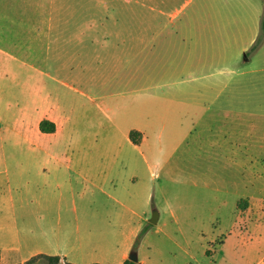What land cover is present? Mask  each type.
Wrapping results in <instances>:
<instances>
[{
  "label": "crops",
  "instance_id": "obj_1",
  "mask_svg": "<svg viewBox=\"0 0 264 264\" xmlns=\"http://www.w3.org/2000/svg\"><path fill=\"white\" fill-rule=\"evenodd\" d=\"M263 16L264 0H0V260L123 264L154 200V173L125 155L148 141L139 122L232 105L226 74Z\"/></svg>",
  "mask_w": 264,
  "mask_h": 264
},
{
  "label": "rangeland",
  "instance_id": "obj_2",
  "mask_svg": "<svg viewBox=\"0 0 264 264\" xmlns=\"http://www.w3.org/2000/svg\"><path fill=\"white\" fill-rule=\"evenodd\" d=\"M226 81L237 85L226 90L237 94L232 105H210L195 124L170 113L160 123L142 120L151 131L145 147L125 150L133 166L144 163L149 179L155 175L138 264H220L228 241L226 264L237 262V251L245 254L240 264H264V41L243 54ZM154 210L161 214L157 224L150 222Z\"/></svg>",
  "mask_w": 264,
  "mask_h": 264
},
{
  "label": "trees",
  "instance_id": "obj_3",
  "mask_svg": "<svg viewBox=\"0 0 264 264\" xmlns=\"http://www.w3.org/2000/svg\"><path fill=\"white\" fill-rule=\"evenodd\" d=\"M263 41H264V16L262 19L260 35H259L258 39L256 40L255 44L252 46V50L258 49L259 46L263 43ZM40 128L43 132L52 133V132H55L56 125H55V123H53L49 120H44L41 122ZM130 138L133 141V143L140 144L142 141L143 135L141 132H139L137 130H132L130 133ZM141 234H140V236H141ZM140 236H139V238H140ZM139 238H138V240H139ZM138 240H137V243H138ZM137 243L135 244L134 250H136V248H137ZM42 259H45L46 261H48L49 264H62L63 257L59 256V255L38 254V255L31 257L25 263H17V264H36L38 262V260H42ZM0 264H4V263H2L0 261ZM67 264H74V263L67 262ZM91 264H101V263L96 262V263H91ZM123 264H138V263H136V262H134L128 258L127 260H125V262Z\"/></svg>",
  "mask_w": 264,
  "mask_h": 264
},
{
  "label": "water",
  "instance_id": "obj_4",
  "mask_svg": "<svg viewBox=\"0 0 264 264\" xmlns=\"http://www.w3.org/2000/svg\"><path fill=\"white\" fill-rule=\"evenodd\" d=\"M160 219V212L158 210H154L152 217L150 218V222L152 224H157ZM129 259L138 263L139 262V254L137 250H133L129 256Z\"/></svg>",
  "mask_w": 264,
  "mask_h": 264
}]
</instances>
